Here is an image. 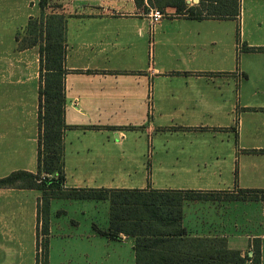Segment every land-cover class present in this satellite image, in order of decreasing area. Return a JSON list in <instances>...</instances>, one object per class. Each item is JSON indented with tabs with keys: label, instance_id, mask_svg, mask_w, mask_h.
I'll use <instances>...</instances> for the list:
<instances>
[{
	"label": "crops",
	"instance_id": "1",
	"mask_svg": "<svg viewBox=\"0 0 264 264\" xmlns=\"http://www.w3.org/2000/svg\"><path fill=\"white\" fill-rule=\"evenodd\" d=\"M56 2L64 19L63 188L202 197L123 222L116 233L108 201L51 200L42 235L48 264H194L225 250L250 259L257 247L264 264V201L223 197L264 192V0H240L235 18L158 23L137 0ZM33 50H0L8 108L0 132L10 155L20 152L9 165L37 161ZM16 171L33 173L9 174ZM38 198L0 189V264L36 262Z\"/></svg>",
	"mask_w": 264,
	"mask_h": 264
},
{
	"label": "trees",
	"instance_id": "2",
	"mask_svg": "<svg viewBox=\"0 0 264 264\" xmlns=\"http://www.w3.org/2000/svg\"><path fill=\"white\" fill-rule=\"evenodd\" d=\"M240 0H199L197 9L187 8L186 0H147V7H142L141 0L137 7L148 13L152 7L160 9H174L177 16L189 19H226L235 18L240 12ZM47 3L39 1L41 10ZM184 14V15H183ZM60 31L53 37L46 31L43 43L39 44V66L41 87L38 92L37 110V167L36 173L16 171L0 179V188H14L36 190L42 192L43 199L38 208V222L41 224L42 235L48 234L49 205L54 199L73 200H101L110 204V228L122 232L123 222L143 220V215L155 216L161 207L179 206L183 198L199 199L200 194H179L124 190H74L63 188L65 176L63 165V137L67 129L64 124V19L59 15H52ZM33 41L28 48L36 46ZM27 48V47H26ZM254 50V49H250ZM45 175L43 179H39ZM175 195H179L178 197ZM177 197L176 199H172ZM228 200L264 201L263 191L238 190L235 195H224ZM43 215V217H42ZM134 217V218H133ZM139 217V218H138ZM153 233V232H151ZM114 238L116 236H113ZM47 240L43 241L42 262L37 254L36 264H48ZM250 261V263H249ZM194 264H260V253L257 247L253 256L241 257L238 252L225 250L217 257L208 260H195Z\"/></svg>",
	"mask_w": 264,
	"mask_h": 264
},
{
	"label": "rangeland",
	"instance_id": "3",
	"mask_svg": "<svg viewBox=\"0 0 264 264\" xmlns=\"http://www.w3.org/2000/svg\"><path fill=\"white\" fill-rule=\"evenodd\" d=\"M39 1L40 0H0V50L7 49L11 46L17 45V49H26L28 46L33 42H37L36 46L30 47L34 48V66L35 69L38 67V92L41 87V79H40V66H39V60L40 58H37L36 55L39 53V44L43 43V38L45 36L46 31H50V33L53 35V37L57 36V31H60L57 27L55 21L52 19V15H56L59 11L57 10V2L56 0H44L47 5L45 6L44 10H41L39 7ZM187 8H197V2L195 0H186ZM158 11L162 15V19L170 18L172 16H177L174 9H160L157 7H152L151 11ZM148 12V13H149ZM184 15V14H183ZM188 15L185 14L184 17ZM62 37L64 40V31H62ZM31 53V52H30ZM38 98V97H37ZM5 98H0V112H7L8 108L5 107L6 104ZM37 103L38 101H34V107H33V116L35 119V129L37 127ZM38 130L36 131V133ZM7 131L3 130L0 132V179L4 178L9 175L11 170L15 168H24L26 170H32L33 174L36 173V165H25V166H16V165H9L7 162L13 158L16 154L18 156L20 152H13L12 155H10V147L9 143L6 138H8V135L5 134ZM35 151L37 153V135H36V141H35ZM25 153V151L23 152ZM5 154L8 155L4 161L2 160V155L5 156ZM2 158V159H1ZM30 173V172H29ZM45 175H41L39 179H43ZM0 189H6V190H17L14 188H0ZM23 190V189H22ZM39 193V198L36 200L37 202V208L41 205V201L43 199L42 192L37 191ZM221 197V196H218ZM224 197V195H223ZM67 203V202H65ZM61 204V203H58ZM71 205H78L76 202H72L71 204L68 203V207ZM43 217V215H42ZM38 238L37 248L38 254L40 255V262H42V247H43V241L45 240L42 237V230H41V224H39V230L36 233ZM21 264H33L30 262H22ZM36 264V262L34 263ZM39 264V263H38Z\"/></svg>",
	"mask_w": 264,
	"mask_h": 264
},
{
	"label": "built area",
	"instance_id": "4",
	"mask_svg": "<svg viewBox=\"0 0 264 264\" xmlns=\"http://www.w3.org/2000/svg\"><path fill=\"white\" fill-rule=\"evenodd\" d=\"M151 20L153 23H158L162 20V15L158 11H152L150 12Z\"/></svg>",
	"mask_w": 264,
	"mask_h": 264
},
{
	"label": "water",
	"instance_id": "5",
	"mask_svg": "<svg viewBox=\"0 0 264 264\" xmlns=\"http://www.w3.org/2000/svg\"><path fill=\"white\" fill-rule=\"evenodd\" d=\"M195 1L198 3L199 0H195Z\"/></svg>",
	"mask_w": 264,
	"mask_h": 264
}]
</instances>
